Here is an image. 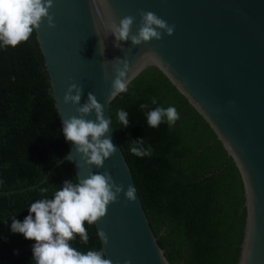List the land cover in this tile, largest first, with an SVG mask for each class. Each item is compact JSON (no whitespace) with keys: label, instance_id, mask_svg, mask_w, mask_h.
I'll return each instance as SVG.
<instances>
[{"label":"water","instance_id":"water-1","mask_svg":"<svg viewBox=\"0 0 264 264\" xmlns=\"http://www.w3.org/2000/svg\"><path fill=\"white\" fill-rule=\"evenodd\" d=\"M106 2L107 10L105 0H53L50 14L56 26L49 28L45 20L33 32L66 146V156L57 164L68 161L76 181L89 171L72 142L63 136V119L77 116L79 107L63 102L69 85L82 86L81 104L87 101L88 93H93L109 119L114 65L122 66L116 59L129 63V81L153 68L200 117L236 169L243 218L231 264H264V0ZM141 10L154 12L175 25L173 35L164 34L161 40L140 46L122 41L120 47H115V37L108 34L109 11L117 23L125 16H134L135 34ZM88 118L95 120V112ZM107 136L117 150L105 160L103 168L93 166L91 171L110 172L115 183L123 184L126 191L134 184L111 124ZM69 153L71 162L66 158ZM93 228L96 236L98 230L106 233L107 244L97 237L99 250L113 264H124L125 260L131 264H168L137 194L135 201H127L121 193Z\"/></svg>","mask_w":264,"mask_h":264},{"label":"trees","instance_id":"trees-1","mask_svg":"<svg viewBox=\"0 0 264 264\" xmlns=\"http://www.w3.org/2000/svg\"><path fill=\"white\" fill-rule=\"evenodd\" d=\"M141 104L149 107L141 109ZM157 106H174L180 118L171 126L166 121L148 126L147 112ZM121 109L128 113L127 128L117 115ZM107 110L148 226L168 264H231L243 218L241 185L200 117L153 68L131 80ZM142 138L145 148L151 146L150 156L130 152L132 140ZM65 156L34 34L15 48L0 46V264H35V242L11 231L12 218L22 222L36 200L53 198L67 179L76 182L68 161L57 164ZM85 227L89 241L77 236L72 246L99 250L93 225Z\"/></svg>","mask_w":264,"mask_h":264},{"label":"clouds","instance_id":"clouds-1","mask_svg":"<svg viewBox=\"0 0 264 264\" xmlns=\"http://www.w3.org/2000/svg\"><path fill=\"white\" fill-rule=\"evenodd\" d=\"M53 0H0V46L15 48L22 42L29 40L46 20L49 28H54L55 17L50 14ZM105 8L108 5L105 0ZM140 24L138 31L132 32L135 23L134 16H125L119 20L108 16V34L115 37V47L120 42L130 40L133 46H140L152 40H161L164 34L173 35L175 25H169L166 20L154 12H139ZM105 47V46H104ZM104 53V48H103ZM114 65L115 77L111 82L108 101L121 93L128 91L129 63L120 60ZM74 93V94H73ZM82 86L71 83L64 94L65 104L79 105L77 116L63 119V136L72 142L75 151L87 165L89 171L85 178L73 182L67 179L62 187L55 190L53 198L38 199L28 208L29 214L21 222L12 218L11 231L22 234L26 240L34 241L32 246V260L35 264H113L101 250L81 251L73 247L71 241L77 236L82 243L89 241L88 225L97 224L107 214L108 206L117 202L121 193L127 201L136 200V188L128 185L125 191L123 184H116L110 172H92L91 168H103L106 159L115 154L117 148L112 143L109 133L111 119L105 118L104 106L98 102L93 93H88L87 101L81 104ZM151 103L157 104L156 98ZM141 109H147L148 104H141ZM95 112V120L88 117ZM119 121L125 128L129 125L128 113L121 109L117 113ZM180 118L174 106H157L147 112V124L152 128L158 127L166 121L169 126ZM131 154L137 157L150 156L151 146L144 147V139L132 140ZM73 160L71 153L66 157ZM83 166V165H81ZM42 188V193H47ZM97 237L108 243V237L103 230H98ZM124 264H131L125 260Z\"/></svg>","mask_w":264,"mask_h":264}]
</instances>
